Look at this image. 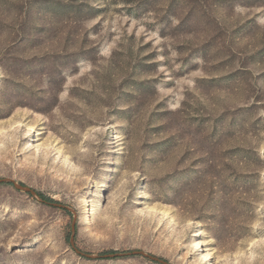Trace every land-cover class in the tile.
Masks as SVG:
<instances>
[{"label": "rangeland", "instance_id": "1", "mask_svg": "<svg viewBox=\"0 0 264 264\" xmlns=\"http://www.w3.org/2000/svg\"><path fill=\"white\" fill-rule=\"evenodd\" d=\"M0 179L91 256L264 264V0H0ZM74 217L0 184V264H159Z\"/></svg>", "mask_w": 264, "mask_h": 264}, {"label": "water", "instance_id": "2", "mask_svg": "<svg viewBox=\"0 0 264 264\" xmlns=\"http://www.w3.org/2000/svg\"><path fill=\"white\" fill-rule=\"evenodd\" d=\"M3 183H10L12 184L17 190L19 191H22V192H25L26 194H29V195H32V196H35V197H38L39 196L37 195V192L32 189L31 187H27L23 184H19V183H16L15 181L13 180H8V179H0V184H3ZM39 200L42 202V200L39 198ZM43 203V202H42ZM53 207H58V208H65L69 211H71L72 213H74L75 217H74V220H73V223H72V227H71V238H70V243L72 245V247L74 249L75 248V238H76V234H77V225H78V214H76L75 212H73L70 208L62 205V204H52ZM76 252L79 254V255H82L86 258H106V259H111V258H117V257H137V256H140V257H143L145 259H149L150 261L152 262H156V263H159V264H170L168 261L164 260V259H161L159 257H156L154 255H151V254H148L144 251H131V252H126V253H113V254H106V255H102V256H91L89 254H85V253H82L81 251L77 250L76 249Z\"/></svg>", "mask_w": 264, "mask_h": 264}, {"label": "trees", "instance_id": "3", "mask_svg": "<svg viewBox=\"0 0 264 264\" xmlns=\"http://www.w3.org/2000/svg\"><path fill=\"white\" fill-rule=\"evenodd\" d=\"M37 195L39 196V198L42 200V202L44 204L50 205L52 206V204H59L57 201H55L54 199H51L50 197H48L47 195L37 192Z\"/></svg>", "mask_w": 264, "mask_h": 264}, {"label": "bare ground", "instance_id": "4", "mask_svg": "<svg viewBox=\"0 0 264 264\" xmlns=\"http://www.w3.org/2000/svg\"><path fill=\"white\" fill-rule=\"evenodd\" d=\"M195 254H196V253H195ZM204 259H205V261H206L207 258H206V257H205V258H204V257H203V258L201 257V261H204ZM209 261H210V260H209Z\"/></svg>", "mask_w": 264, "mask_h": 264}]
</instances>
